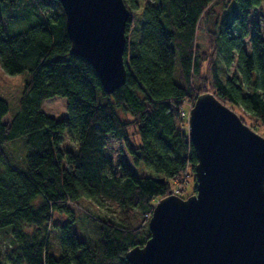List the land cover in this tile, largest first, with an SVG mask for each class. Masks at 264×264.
I'll return each mask as SVG.
<instances>
[{"label": "trees", "instance_id": "16d2710c", "mask_svg": "<svg viewBox=\"0 0 264 264\" xmlns=\"http://www.w3.org/2000/svg\"><path fill=\"white\" fill-rule=\"evenodd\" d=\"M214 1L152 0L140 10L139 0H125L131 11L127 77L107 93L92 64L70 53L59 0H0V61L10 74H29L19 109L6 120L10 105L0 96V264H131L126 253L150 237L157 199L170 194L172 181L188 168L197 179L182 112L186 100L194 103L203 92L197 81L208 57L197 33L202 17L216 13ZM263 1L229 0L209 32L220 61L211 59L208 77L220 100L264 129V36L248 25L251 10ZM32 13L35 21L14 27L16 18ZM235 62L236 70L226 75ZM58 95L67 98L63 118L43 109L46 99ZM109 135L124 141L134 164L152 174H137L123 160L116 165L105 150ZM67 137L75 150L62 146ZM18 139L25 151L21 160L6 149ZM82 198L98 205L112 199L123 215L97 217L101 229L93 245L74 226L72 205ZM55 212L68 217L55 224L58 251L48 238ZM137 215L145 224H134Z\"/></svg>", "mask_w": 264, "mask_h": 264}, {"label": "water", "instance_id": "95a60500", "mask_svg": "<svg viewBox=\"0 0 264 264\" xmlns=\"http://www.w3.org/2000/svg\"><path fill=\"white\" fill-rule=\"evenodd\" d=\"M70 53L88 60L107 93L127 77L131 11L125 0H59ZM196 152V192L155 204L150 237L128 250L131 264H264V136L214 93L188 115ZM163 180V178H161Z\"/></svg>", "mask_w": 264, "mask_h": 264}, {"label": "rangeland", "instance_id": "374dc122", "mask_svg": "<svg viewBox=\"0 0 264 264\" xmlns=\"http://www.w3.org/2000/svg\"><path fill=\"white\" fill-rule=\"evenodd\" d=\"M152 0H139L140 2V10L144 8L146 3ZM229 0H215L212 3L215 14L203 16L198 28L197 33V44L200 50L208 57L206 61L201 64V77L200 82L197 83L203 85V92L209 91L212 92L211 83L209 80V72L211 66V59L219 60L218 56L216 57L214 54L211 37L209 35L210 30H215V22L218 18L222 17L226 6ZM140 12V11H139ZM36 14L32 13L30 17H21L16 18L13 25L14 27L24 26L30 22L35 21ZM135 27V24H132ZM248 25H249V32L258 26L261 30L262 35L264 36V1L257 7L253 8L250 12L248 17ZM28 26V25H27ZM17 31V30H16ZM136 31V29H135ZM134 31V32H135ZM135 34L133 38H135ZM249 36L245 37L244 44L247 49H250V41ZM220 61V60H219ZM236 70V62L229 68L226 75L231 74ZM29 78V74L27 72L18 73V74H10L8 73L5 68L3 67L0 61V96L6 98L10 105V111L5 116V120L9 119L11 115L19 109V100L22 94L23 87L26 81ZM205 89V90H204ZM215 94V93H214ZM222 101V100H221ZM223 102V101H222ZM225 103V102H223ZM228 107L233 109L241 118L242 120L254 129L257 133L264 136V129L255 125V122L247 116L245 113L242 112L241 108L233 107L230 104L225 103ZM193 103L189 100L184 102V109L187 113L186 121L184 122V129H186L188 133V115L190 108L192 107ZM43 109L50 115L55 116L56 118H63L67 115V98L64 96H54L45 100L43 104ZM125 117V115H124ZM131 138L135 144L140 142L139 136L136 133V128L132 125L129 129ZM63 147H67L69 149L75 150L76 143L72 142L68 137L64 139L62 143ZM7 150H10L11 153L18 159H22L25 154L23 150L22 142L20 139L9 143L6 146ZM106 154L110 156L116 165H118L120 160L126 162L135 173L140 175H148L152 174V171L148 170L145 166L140 165L136 166L130 156V153L124 143L119 138L113 137L109 135L107 138L106 144ZM24 151V152H23ZM118 170V167H117ZM196 172V171H195ZM183 178V179H182ZM182 178L179 180H174L171 183V190L173 194H177L183 198H187L188 196L192 195L194 192V186L197 184V179H194V174L188 168L185 170ZM160 198L157 199V201ZM74 214L76 216L75 220V229L77 233L83 238L87 240L91 245L95 244L97 239L100 236V227L101 223L97 222V217H104V215L116 216L117 218H122L123 215L121 213L120 205L112 200V199H105L102 201L100 205L94 202L91 199L82 198L77 202L73 203ZM152 215V214H151ZM96 217V218H95ZM68 217L62 213H53L52 216V223L48 229V238L50 240L49 245L52 251H58L59 244V228L55 226V224L64 223ZM150 219V218H149ZM149 221V220H148ZM133 222L135 225L145 224V220L141 215H137L133 218Z\"/></svg>", "mask_w": 264, "mask_h": 264}, {"label": "built area", "instance_id": "2783aa9c", "mask_svg": "<svg viewBox=\"0 0 264 264\" xmlns=\"http://www.w3.org/2000/svg\"><path fill=\"white\" fill-rule=\"evenodd\" d=\"M182 113H183V114H186V112H184V111H183Z\"/></svg>", "mask_w": 264, "mask_h": 264}]
</instances>
